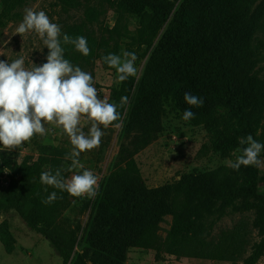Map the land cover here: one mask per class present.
Masks as SVG:
<instances>
[{
	"label": "trees",
	"instance_id": "16d2710c",
	"mask_svg": "<svg viewBox=\"0 0 264 264\" xmlns=\"http://www.w3.org/2000/svg\"><path fill=\"white\" fill-rule=\"evenodd\" d=\"M28 2L0 0V25L13 20ZM99 2L115 8L121 20L135 21L134 30L130 22L119 21L104 31L127 39L128 50L146 60L139 77L117 81L111 87L110 103L119 105L121 97H128V103L118 107L119 150L111 172L100 182L95 198L72 197L40 182L42 171L65 167L67 147L43 145L30 163L21 161L18 151L2 149L0 144V167L10 171L8 186L0 183V215L16 213L51 244L64 264H127L133 248H160L159 232L166 216H172L165 240L168 254L236 261L249 245L246 219L217 240L209 221L228 214H253L252 226L260 240L252 245L243 264H257L264 256V181L260 179L264 167L235 170L226 165L184 174L174 186L150 188L137 155L164 131L169 104L182 114L190 108L195 118L189 122L208 134L204 148L223 158L242 147L239 140L249 134L264 144V78L255 73L261 52L252 27L258 0ZM57 3L66 11L82 6L81 0ZM105 12L89 6L85 21L61 30L65 59L85 72L99 46L92 25ZM63 34L84 36L90 54L85 56L64 44ZM186 92L201 97L203 106L187 105ZM259 158L264 161V150ZM62 175L69 178L70 172ZM52 192L58 198L51 204L42 203ZM76 202L91 212L85 224L74 221L66 227L63 216ZM0 242L5 247L17 243L7 219L0 224Z\"/></svg>",
	"mask_w": 264,
	"mask_h": 264
},
{
	"label": "rangeland",
	"instance_id": "374dc122",
	"mask_svg": "<svg viewBox=\"0 0 264 264\" xmlns=\"http://www.w3.org/2000/svg\"><path fill=\"white\" fill-rule=\"evenodd\" d=\"M57 2L58 0H29L22 9L18 10L19 14L13 20L0 25V61L10 63L22 55L25 58V67L27 68H31L32 63L41 66L47 62L46 52L48 49L34 32L26 33L23 37L16 34V28L22 21L26 8H32L35 11L43 10L53 23L61 27V30L66 25L85 21V10L89 6L105 9L106 12L101 15L99 21L92 25L99 37V46L89 73L93 76L94 87L98 90V98L107 97L109 100L111 87L118 80L116 70L109 68L103 57L110 53L120 55L122 51H130L128 50L127 39L119 37L115 33L109 35L104 29H113L120 21L121 24L130 22V29L134 30L135 21L133 19L130 21L121 20L120 14L115 8L108 5L101 6L99 0H81L82 6L70 11L64 10ZM253 17L256 21L252 24L256 38L254 43L258 44L261 52V59L255 73L259 78H264V0H258ZM259 41L262 44H259ZM145 61V59L137 56L135 62L137 74L135 77L142 74ZM182 115L173 104H169L164 119V131L157 141L137 155L143 177L150 188L174 186L184 174L194 171L215 170L221 166H226L225 162L228 160L234 161L236 155L240 154L235 151L236 155L232 154L229 158H223L212 149H205L204 146L209 141L206 130L202 126H195L191 122L183 120ZM82 126L83 131L87 133L90 123L84 124L82 121ZM45 128L46 133L44 135H34L29 141L19 146V149H12V151L16 150L20 153L21 161L26 160L31 163V157L36 160L40 154L41 146L47 144L61 145L67 147L71 152L70 140L60 128L52 124H46ZM120 129L121 127L103 128L101 126L104 135L99 146L81 153L79 157L85 168L92 170L99 177L98 187L102 179L111 172L112 163L119 150ZM70 164L71 161L66 160L65 167L70 166ZM82 171V169L73 170L70 172V176ZM5 175L0 167V177ZM260 179L264 181V170ZM82 198L90 199L87 196ZM90 212L91 208L84 211L81 204L76 202L65 212L62 221L66 227L74 221L85 224ZM253 217V214H228L222 219L209 221V226L213 225L214 228L213 237L217 240L222 238L225 233H229L241 220L246 219L249 245L246 247V253L236 261L168 254L165 248V240L172 225V216H166L159 232L160 248L147 250L133 248L129 252L127 264H243V260L251 254L252 245L260 240L258 231L252 226ZM6 219L11 224L17 243L12 247H5L0 242V264H64L51 244L42 235L29 229L16 213L0 215V224ZM257 264H264V256Z\"/></svg>",
	"mask_w": 264,
	"mask_h": 264
},
{
	"label": "clouds",
	"instance_id": "9594fccd",
	"mask_svg": "<svg viewBox=\"0 0 264 264\" xmlns=\"http://www.w3.org/2000/svg\"><path fill=\"white\" fill-rule=\"evenodd\" d=\"M34 32L49 50L47 62L41 66L32 63L31 68L25 67V58L12 62L0 61V144L2 149L12 150L29 141L34 135H44L46 124H52L66 134L72 145V150L64 159L70 160V166L53 171H42L40 182L44 185L66 191L72 197L92 199L97 195L99 177L80 162V155L98 147L104 133L103 128L121 125V113L128 103V97L123 96L119 105L110 103L107 97L98 98V90L94 87L91 73L74 66L64 57L61 46V27L53 23L43 11L26 8L22 21L16 28V34ZM63 43L71 44L79 53L90 54L87 39L84 36L70 37L63 34ZM109 68L116 70L118 81L135 77L137 68L135 53L122 51L120 55L110 53L103 57ZM184 100L192 107H202L204 100L188 92ZM195 118L190 108L185 109L182 119L189 121ZM84 124L90 123L87 133L83 131ZM242 147L236 149V159L225 163L239 170L241 166L264 167V161L259 157L264 150L261 144L251 134L239 140ZM170 158V157H169ZM82 169L65 178L62 172H73ZM5 172L8 169H4ZM47 192V188H45ZM57 193H50L44 204H51L57 199Z\"/></svg>",
	"mask_w": 264,
	"mask_h": 264
},
{
	"label": "built area",
	"instance_id": "2783aa9c",
	"mask_svg": "<svg viewBox=\"0 0 264 264\" xmlns=\"http://www.w3.org/2000/svg\"><path fill=\"white\" fill-rule=\"evenodd\" d=\"M6 169V168H5ZM4 172V174H6L4 177H0V183L3 186H8L9 182H10V171L8 170L7 172L4 171V169L2 170Z\"/></svg>",
	"mask_w": 264,
	"mask_h": 264
}]
</instances>
